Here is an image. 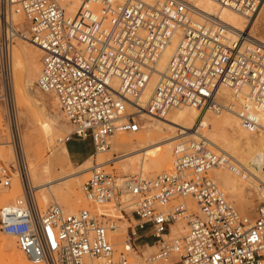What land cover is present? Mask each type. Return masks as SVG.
Returning <instances> with one entry per match:
<instances>
[{
  "label": "built area",
  "instance_id": "built-area-1",
  "mask_svg": "<svg viewBox=\"0 0 264 264\" xmlns=\"http://www.w3.org/2000/svg\"><path fill=\"white\" fill-rule=\"evenodd\" d=\"M216 1L251 18L264 0ZM195 11L189 0H0V103L16 153L10 163L0 149L3 183L11 185L15 169L22 183L26 173L14 88L19 37L43 51L37 85L55 95L73 125L65 142L90 137L95 150L109 147L117 132H138L144 115L161 117L184 105L221 113L238 103L245 128H264V41L242 33L230 39L218 19L196 20ZM15 14L24 17L27 29ZM174 40L160 71L158 62ZM223 88L236 100L226 101ZM227 162L225 153L210 150L199 136L176 145L171 170L119 177L94 168L83 188L98 203L125 195L135 201L133 236L148 230L159 246L149 261L168 259L177 250L181 258L175 264H264V196L254 217L241 213L209 175ZM23 187L22 196L0 207V231L15 236L33 262L84 264L88 256L100 264H132L125 253L116 255L114 223L104 215L70 212L58 203L41 210L29 183ZM179 197H192L198 211L184 201L168 207ZM182 217L189 220L186 235L167 238Z\"/></svg>",
  "mask_w": 264,
  "mask_h": 264
},
{
  "label": "bare ground",
  "instance_id": "bare-ground-1",
  "mask_svg": "<svg viewBox=\"0 0 264 264\" xmlns=\"http://www.w3.org/2000/svg\"><path fill=\"white\" fill-rule=\"evenodd\" d=\"M146 1L149 3H155L160 0H146ZM189 1L193 4L196 10L193 15L194 19L203 21L204 17L208 15L218 19L223 25L224 34L226 37L236 40L238 39V35L242 33V34L251 35L252 37L264 41L263 39L256 37V35H253L248 30H246L250 25V17L242 14L238 10H235L228 6L220 5L216 0H189ZM21 16L22 15L20 14L14 15L16 22H21V20H19ZM19 38H22V40H24V41H18L21 42L19 43V46L21 53L24 56V62L21 60L20 55H17L15 60L16 62L15 67L17 69L24 68L25 78H26L25 79L26 86L21 90L20 98L23 100L25 104L32 105V107H35L37 116L34 119V122L40 121L41 124H43L47 129H49L52 135H55L56 128L60 126V120L49 113V109L51 107V102L49 97L47 96L45 98L38 99L32 96L30 92V89L32 88L30 86L39 78L40 76L39 74L41 73V69H42L41 66H36L34 64L33 55L40 54L43 51L35 42L31 40L28 41L29 39L23 37H19ZM177 38L178 37H176V40ZM176 40H174L173 43L167 47L163 56L159 60L157 65L158 70L163 71L166 68L167 62L173 53ZM27 42L35 43L39 49L32 47L33 45L31 47H26ZM13 56H14V50H13ZM157 79H158V75L155 74L153 77V82L147 94H149L150 90L152 89ZM36 90L38 91V89ZM222 95L224 96L225 100L227 99L226 101L232 102L236 100L233 96V92L231 95L230 89L228 88H223ZM231 97L232 99L229 100ZM238 109L239 106L237 108L236 106L232 105V107L229 109L230 111H227V113H225L224 116L220 118H211L210 117L211 115L209 116L206 114L208 113L209 110L207 112L200 113V110L197 107L187 106V105L180 106L177 108H172L169 112H167L164 116L161 117L144 115L150 118H154L158 123L164 122L166 124V125L164 124L165 125L164 127L157 129L154 128L153 125H151V129L156 131L157 134L159 135L157 141L155 140L153 141L150 138V136H146V135H140L137 140H134L133 139L134 137L133 138H127L125 136L115 137V140H113V147L117 149L121 147L129 148V150L131 151L124 153L119 158H124L125 160H129L130 162L132 161L131 158H132V154L134 153L133 151L136 152L137 150L140 151L142 149L144 155H143V159L141 160H143V162L147 163L148 160L151 162H159L158 166L159 168H162L173 165V155H172L173 143L175 142V140H177L178 136H181L184 133L185 134L189 133V135H193L196 138H199V136H203L204 139H207L208 148L210 150L214 152L219 150L220 152H223L228 156L231 166L227 165L226 163L227 167L219 166L215 168L217 176L219 177L220 181L222 182L225 188L234 191L237 190L238 187H240L242 184L243 185L252 184L259 191L261 190L262 192H264V128H262L260 131H254V130L252 131L245 128L237 114ZM30 111L31 110H29L26 113L28 119L32 117V116L30 117ZM221 113H217V114H221ZM31 119H33V117ZM261 119H262L261 120L262 125L264 126V110L262 111ZM175 126L179 127L178 130L179 134L177 133L174 134L175 131L172 129V127ZM200 127L201 129L203 128V134L199 133ZM166 129L167 131H165ZM241 139H245L244 145H242ZM38 141H39L38 138L32 132L29 133V135L25 138L24 141L26 150L29 153L33 152L34 157L36 158L35 159L31 155L32 157L31 160L32 161L36 160V162L35 163L29 162L30 173H31L30 179H32L33 181H39V184L35 185L38 188H44V187L49 188L50 184L52 182H55L59 178L44 180L43 175L50 171V165L46 163L42 166V168L38 167V165L40 164L39 162H41V160L43 159V154L41 155L40 150L37 149L35 146V144ZM159 142H165L166 144L165 153L163 155H158L155 151L148 153V150H153ZM62 144H63L64 153L69 156V150L66 142L63 141ZM137 145H140L141 147L137 148ZM111 149L112 148L109 147L97 149L96 150V153H98L97 163L91 164L85 168L87 169H90L91 167L99 168V169L102 168L103 166L100 165L106 164V162L114 158L110 152ZM93 155H91L90 158H92ZM11 156H13L12 150H11ZM6 158L8 157L6 156ZM20 177L19 175L18 177H16L14 183V189L11 192H4L3 191L4 189L2 190L0 185V207L11 203L12 201L16 200L18 197L23 195L24 187H22L23 183L21 182ZM78 185H79L78 180L76 179L69 180L63 183V185H61L62 187L56 191L58 197L67 204L73 206V208L79 207L81 204H83V202L87 203L85 199V194L78 189ZM263 194L264 193H262V195ZM11 198H13L14 200L7 202V200ZM115 199L116 198H111L110 200L106 201L104 204L111 202ZM36 201L40 208L45 206L47 203V199L42 200L38 198L36 199ZM189 202H191V200H189ZM127 204H132V203H130L129 201ZM70 212H77V211H70ZM116 225L117 224L114 223L115 228ZM185 227L186 226L183 225L181 221H178V225L175 226V228H173V231L175 232V234L185 233L186 235L187 232ZM115 228L113 230H115ZM152 246L155 245L153 244ZM98 261L99 260L97 258H92L88 256L84 258V264H90V263L92 264V262L93 264H100V262ZM0 264H45V263L33 262L26 255V253H24L21 249H18L15 246L14 240L12 238L0 235Z\"/></svg>",
  "mask_w": 264,
  "mask_h": 264
},
{
  "label": "rangeland",
  "instance_id": "rangeland-1",
  "mask_svg": "<svg viewBox=\"0 0 264 264\" xmlns=\"http://www.w3.org/2000/svg\"><path fill=\"white\" fill-rule=\"evenodd\" d=\"M19 20H21V22H18V23H21L20 25L24 29H27V24H26L24 17L21 16V18ZM246 30H248L251 34L256 35V37H259V38L264 40V1L260 5V7L257 9V11L250 18V25H249L248 29H246ZM18 41H24V40H22V38L16 39V44L14 45V56H13L15 98H16V103H17V107H18V114H19V124H20V131H21L22 148H23L25 158H26L25 169H26L27 174L24 172L25 183L23 181V184L29 183V186L31 187L33 193L35 194L36 199H38V198L42 199V200L47 199L46 205L41 207V210H45L51 204L58 202L67 211L68 210L69 211H79L81 209H89L92 213L102 214V215H104L106 220H110L113 223L117 224L115 230L111 231V235H112V239L114 242V246H115L117 256H119L121 253H125L129 259V261L132 264H175V262L181 258V252L177 251V250L172 251V253L168 259H154L152 261H149L147 259L148 257L152 256L153 254H155L158 251L159 246L154 244L155 240L152 236H150V232L148 230H145L143 232H140L138 230L137 234L135 236H133L132 231H131V227H134L136 224V220H135L136 216H135V212H134V210L136 208V203L134 200L130 199V196L125 195L122 197H117L115 200L108 202L106 204H104L105 202L98 203L96 201H93L92 199H90L87 196L86 192L84 191L83 185L90 177H92L94 168L91 167L90 169H87L85 167H87L91 164H95L98 161V153H96V150H95L94 145H93V141L90 137H88L86 139H80L78 137L72 138L73 140H79V141L83 142L88 149H91L92 153L94 154V155L92 154L93 155L92 158H90V156H91L90 155L86 160H83L81 162H76L74 160H71L70 156H68L64 153L62 142L65 141L64 138L70 132H72L73 125L65 117L55 95L52 93H49V92H45V91L41 90L40 88H38V85H37L38 79L30 86V87H32L30 89L31 95L38 98V99L39 98L42 99V98H45L47 96L49 97L50 102H51V107L49 109V113L60 120V126L58 128H56L55 135H52V133L49 131V129H47L43 124H41L40 121L34 122V119L37 116V112H36L35 107H32V105L25 104L23 102V100L20 98L21 90L26 86V81H25L26 78H25L24 68L17 69L15 67V64H16L15 60H16L17 55H20L21 60L24 62V56L21 53L20 46H19V43H21V42H18ZM28 41H30V40H28ZM27 43H26V47H31L33 45L32 47L39 49L35 43H33V42H27ZM42 54H43V52H41L40 54H34L33 55L34 64L36 66H41V68H42V61H41ZM0 88H1V84H0ZM36 89H38L39 92ZM230 93L232 95V90H230ZM231 99H232V97L229 100H231ZM238 106L239 105H236L237 108H238ZM29 110H31L30 111V117L32 116L33 119H31L32 117L30 119H28L26 116V113ZM225 113H227V111L226 112L224 111L221 114H217L216 112L209 110L208 113H206V114L209 116L211 115L210 116L211 118H220V117H223ZM164 124H165L164 122L158 123L154 118H150L148 116H145L144 120H143V126L139 130V132H134V133L117 132L116 134H114V136H111L109 138V140H110L109 148H112L110 152L114 158H112L111 160L106 162V164L100 165V166H103L101 169L112 172L119 177H123V176L129 175V174H141L142 176H146V177H154L158 173H161V172H164L167 170H171L173 168V165L168 166V167L159 168V166H158L159 162H151L149 160L147 161L148 164L143 162V160H141V159H143V155H144L142 149L140 151L137 150L136 152L133 151L135 154L134 153L132 154V158H131L132 161L130 162L129 160H125L124 158H119L124 153L131 151V150H129V148L121 147V148L117 149V148L113 147V140H115V137H124V136L127 138H133L134 137L133 139L137 140L140 135H146V136H150V138L153 141L154 140L157 141L159 135L157 134L156 131L151 129V125H153V127L157 129V128L164 127L166 125V124L165 125ZM172 129L175 131L174 134H176V133L179 134V131H178L179 127L175 126V127H172ZM200 129H201V127L199 128V133L203 134V128L201 130ZM165 131H167V129ZM30 132H32L38 138L39 141L35 144V146L37 149L40 150L41 155L43 154V159L41 160V162H39L40 164L38 165V167L42 168V166L46 163L50 165V171L43 175L44 180H48V179L50 180V179H54V178L58 179L59 178L55 182H52L50 184L49 188H45V187L44 188H38L35 185L39 184V181H33L32 179H30L31 178L30 163L36 162V160H34V161L31 160V158L34 157V153L33 152L29 153L26 150V146L24 143L25 138L29 135ZM0 134H4L2 140H3V142H5V144L0 146V149L2 150L3 154H5L4 155L5 158H6V156L8 157V158H6L8 160V162L15 163L16 153H15L13 146L10 143L11 137H10V133H9V128L7 126V123H6L5 109H4V105L2 102L0 103ZM189 139L193 140V139H197V138L194 137L193 135H189V133L188 134L184 133L181 136L177 137V140H175V142L173 143V149H172L173 161H174V157H175L176 145L178 143L184 141V140H189ZM241 142H242V145H244L245 139H241ZM140 147H141L140 145H137V148H140ZM9 148L12 150L13 156H11V150ZM154 151L158 155H163L166 151L165 142H159L153 150H148V153L154 152ZM215 152L218 153L220 151L218 150ZM31 155H32V157H31ZM126 163H128V164H126ZM61 164H63V165H61ZM227 165L231 166L230 162H227ZM221 166L227 167L226 164L221 165ZM63 170H65V171H63ZM145 170H147L148 172ZM72 172H75V173H72ZM18 175H19V177L21 176L20 171L15 169L14 173H12V183L9 186H7L3 183V180L1 179V176H0L1 189L2 190L4 189L3 190L4 192H11L14 189L15 179H16V177H18ZM209 175L211 177H213L218 182L221 189L223 190V192L227 196L228 200L231 201L241 213L247 214L250 217L255 216L258 207L260 206V204L263 201L264 194L262 195V193H264V192H262L261 190L259 191L252 184H249V185H243L242 184L240 187H238L237 190L231 191V190H229L223 186L222 182L220 181L219 177L217 176L215 168H213L210 171ZM20 179H21V177H20ZM75 179L78 180V182H79L78 189L85 194V199H86L87 203L83 202V204H81L79 207L73 208V206H71L70 204H67L66 202L61 200L58 197L56 191L58 189H60L62 187L61 185H63V183H65L66 181L75 180ZM21 182H22V179H21ZM23 184H22V187H23ZM58 186H59V188H58ZM237 192H238V194H237ZM41 194H43V195H41ZM231 194H233V195H231ZM12 200H14V199L13 198L8 199L7 202H10ZM189 200H191V202H189ZM127 201L128 202L130 201V203H132V204H127L128 203ZM183 201L190 208L191 212H197L198 211V209H199L198 205L192 197L176 198L170 202L168 207H170L171 204H177V203H180ZM187 215H188V217L191 216L189 213H187ZM178 221H181V223L186 226L185 227L186 232L188 231L189 220L186 217H182V218L178 219L174 224L171 225V230H170L169 234L167 235V238L174 239V238L182 237L185 235V233H176L175 234V232L173 231V228H175V226L178 225ZM139 234H142V236L139 239H135V237H138ZM0 235L12 238L14 240L15 246L18 249H20L18 244H17V240H16L15 236L4 234L1 231H0ZM149 239H152L153 243H150V244L147 243V241ZM153 244L155 246H152ZM98 262H100V260ZM92 264H93V262H92Z\"/></svg>",
  "mask_w": 264,
  "mask_h": 264
},
{
  "label": "crops",
  "instance_id": "crops-1",
  "mask_svg": "<svg viewBox=\"0 0 264 264\" xmlns=\"http://www.w3.org/2000/svg\"><path fill=\"white\" fill-rule=\"evenodd\" d=\"M80 139H86V138H80ZM69 150V156L71 160H74L76 162H81L83 160H86L90 155H92V150L88 149L85 144L79 140H73L70 139L66 142ZM147 243H153L152 239H149Z\"/></svg>",
  "mask_w": 264,
  "mask_h": 264
}]
</instances>
